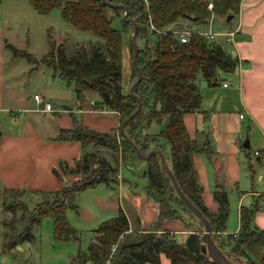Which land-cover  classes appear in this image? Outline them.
Listing matches in <instances>:
<instances>
[{
	"label": "trees",
	"instance_id": "trees-1",
	"mask_svg": "<svg viewBox=\"0 0 264 264\" xmlns=\"http://www.w3.org/2000/svg\"><path fill=\"white\" fill-rule=\"evenodd\" d=\"M107 1L124 5L128 16L137 24V61L142 78L134 89V95L122 91V30L112 26V18L119 17L127 30L131 24L122 20L123 9L111 7L103 0H28L34 10L41 14L59 8L61 17L72 27L90 33L103 42L91 52L80 43L75 53L70 56L64 41L56 44L49 34V50L39 61L51 66L60 78L72 85L78 102L83 101L86 91L96 92L100 99L96 101L95 106L116 113L120 123L136 109L139 99L141 109L125 126L127 136L144 154L150 149H158L164 154L182 191L208 219L211 236L218 247L239 257L252 258L253 250L259 251L264 246V230L252 225L255 209L241 206L238 230L226 234L225 237L221 235L226 231L229 214L227 192L220 184H216L212 192L217 204L216 210L212 211L203 204L202 189L192 158L196 153L209 154L210 149L208 141L191 139L183 123L184 114L200 110L198 80L203 79L209 85H215L221 72L231 74L235 71L238 58L226 50L225 43L218 39L212 40L193 34L188 41L180 42L170 33L153 35L148 27L150 17L158 29H205L210 15L207 9L208 1L213 4L214 15L222 17L225 25L238 15L241 0H147V4L144 0ZM10 47L15 56L24 57L35 66L39 62L27 51L12 45ZM130 47L133 56L132 43ZM132 66L137 77L133 62ZM164 115L167 116L166 124L157 133H146L153 123H161ZM56 139L80 143L82 153L72 167L68 168L63 160L58 161L63 174L71 172L79 177L73 182L65 183L59 190H33V193L46 197L45 201L36 206L29 219L25 220L22 230L10 239V247L31 239L32 224H39L45 217H51L55 237L67 239L74 233L66 217L67 209L77 210L74 196L99 183H114L119 171L116 159L119 151H123L125 165L129 164V157L139 160L119 131H96L85 126L75 116L73 127L62 129ZM89 144L104 147L114 154L115 165L103 156L98 157L97 151L85 150ZM144 162L147 179L145 193L158 205L154 229L147 232H128L127 217L119 208L115 216L102 221L94 229L95 236L89 245L88 257L82 259V263L88 260L93 264L103 262L110 246L120 235L122 237L111 264H157L161 254L170 260V264L210 263L193 253L184 243L177 242L168 232L157 231L164 220H179L185 230H191L196 222L189 220L181 212L185 209L194 215L177 195L159 157L152 155ZM52 171L60 178L55 167ZM2 188L6 196L11 195L15 199V202H7L5 208L12 213L23 209L20 208V197L26 189ZM174 204L178 207L180 205L181 208L178 209ZM194 217L197 218L195 215ZM202 251H205L204 246Z\"/></svg>",
	"mask_w": 264,
	"mask_h": 264
},
{
	"label": "crops",
	"instance_id": "crops-1",
	"mask_svg": "<svg viewBox=\"0 0 264 264\" xmlns=\"http://www.w3.org/2000/svg\"><path fill=\"white\" fill-rule=\"evenodd\" d=\"M18 1L21 0L0 3V187L59 190L69 182L68 176L74 174H63L58 161L63 160L68 168L72 167L81 156L82 147L78 141L57 140L56 137L62 129L73 127V117L78 113L97 108L85 109L82 103L78 105L75 94L70 95L72 87L58 81L62 78L51 66L40 62L41 58L31 54L39 61L35 66L28 61L22 63L21 56L13 54L10 45L16 47L13 44L16 32L12 15ZM224 27L227 28L222 31L233 32L228 45L238 58L236 69L228 74L231 78H219L215 85L198 80L200 110L184 114L183 123L191 139L208 141L210 149L209 154L196 153L192 158L203 204L216 210L212 194L216 184L226 190L229 204L230 191L235 190L238 225L233 231L240 225L241 206L255 209L252 225L264 230V0H241L238 15ZM44 66L50 69L46 71ZM32 72L35 77L46 76L45 86L41 85L39 92L33 94L28 88L35 79L31 77ZM225 81L229 82L227 86H223ZM34 94H40L42 102H50L53 111H43L42 102L33 99ZM72 98L75 99L74 110L64 105ZM55 102L63 106H55ZM105 111L117 116L111 129L119 117ZM240 113H243L242 118ZM245 120L248 121L246 127ZM243 126L248 129L245 135ZM248 137L250 147L244 148L241 141ZM54 167L60 178L53 173ZM140 167L145 176L144 165ZM133 189L132 186L125 189V205L119 200V207L128 220V232L152 231L158 205L145 192ZM157 231L168 232L174 239L178 235L179 243H184L190 232L179 220H164ZM87 257L78 256L73 264H81ZM157 264H170V260L161 254Z\"/></svg>",
	"mask_w": 264,
	"mask_h": 264
},
{
	"label": "rangeland",
	"instance_id": "rangeland-1",
	"mask_svg": "<svg viewBox=\"0 0 264 264\" xmlns=\"http://www.w3.org/2000/svg\"><path fill=\"white\" fill-rule=\"evenodd\" d=\"M16 6L17 10L15 9V14L12 15V17L15 18L13 28L16 32L13 44L18 49L25 50L34 57L42 58L48 52L49 34H51V37L56 44L64 41L66 51L70 56L75 53V49L80 43L84 44L89 52L94 50L97 45L103 44L102 40L92 34L78 31L72 27L61 17L59 8H55L47 14H41L34 10L28 0L18 1ZM233 19L231 21H233ZM212 21V26L216 31H222L227 28L224 27L226 24L224 25L223 18L220 16H214ZM112 26L118 30H122L123 57L121 86L122 91L128 93L136 79L132 66V52L130 47L133 28L131 27L132 25L128 27V30L124 28L119 17L112 18ZM225 49L230 51V45L225 44ZM20 61L27 64V60L24 57H20ZM43 68L46 69V71L50 69L47 66H44ZM32 75H35V73H31V77H34L35 79L28 87L31 88V94L39 92L38 88H40L41 85L45 86L46 84V76H43V74L36 77ZM48 77L50 76L48 75ZM222 77L231 78L228 74L221 72L219 78L221 79ZM58 81H61L64 84L66 83L63 79H58ZM50 84H52V82ZM69 86L72 87L71 84H69ZM71 91L70 95H74L72 88ZM99 99L100 96L96 92L86 91L85 97L81 102L82 108L97 109L84 110L82 114L78 113L76 117L79 118L84 125H88L85 126L96 131H108L111 133L115 131L118 132L120 125L119 118L118 122H115V126L109 129L112 126V122L116 119V115L114 116L111 112L105 111L103 107L95 106V104L93 105V103ZM54 105L59 107L63 106V104L56 102ZM64 105L69 106L74 110L76 108L75 99H69L64 102ZM78 105H80V102H78ZM166 122L167 116L164 115L162 122L157 124L153 123L146 130V133H157ZM247 123L248 121L245 120V127L246 125L248 126ZM245 127L243 135L248 132V129ZM247 139L249 140V137ZM241 142L243 143L244 141ZM85 150L97 151L98 157L103 156L112 165H115L114 154H111L106 148L89 144L85 147ZM116 159H118L117 166L119 171L114 183H99L93 187H88L78 192L74 196V203L77 205V210L69 208L66 211L68 223L74 230V233L67 239H59L55 237L52 219L51 217H45L39 224H32L31 233L33 236L31 239L18 242L10 247L8 245L10 239L22 230L25 225V220L29 219L30 214L35 210L37 205H40L41 203L43 204L46 197L33 193V190L30 192V189L25 188L26 191L23 192L20 197L22 207L19 205L20 208L23 209L12 213L5 208V205L7 202H15V199H13L11 195L6 196L3 188L0 187V264H73L74 258H77L78 256H88L89 245L94 240L95 236L94 229H96L102 221L109 219L118 213L120 208L119 200H121L123 205L126 204L124 194L125 189L132 186L135 191L145 192L144 190L147 184V179L142 175L143 169L140 167V165H145V162L140 159L136 160L129 157V164L125 165L123 164V151L117 153ZM70 173H68V175ZM71 174L74 175L68 176L65 174L70 178V180H68L69 182H73L79 177L78 174ZM67 176L66 178H68ZM230 194L231 203L229 204V214L225 227L226 233L221 234L223 237L228 233H233V230L238 225V205H235V199L238 193L233 190L232 192L230 191ZM174 206L178 209L179 207L181 208L180 205L178 207L174 204ZM183 210L185 213L180 210L183 215L189 220L196 222L194 227L188 231H198L197 226L200 224L198 219L195 218L194 215L192 216L189 214L185 209ZM176 237L178 238V235ZM177 238H175L176 241L179 240ZM224 252H226L227 256L236 264H238V262L243 263L245 259L251 264H260L259 258L262 256L264 257V246L259 251L254 249V255L250 259L244 256L239 257L230 254L227 251Z\"/></svg>",
	"mask_w": 264,
	"mask_h": 264
},
{
	"label": "water",
	"instance_id": "water-1",
	"mask_svg": "<svg viewBox=\"0 0 264 264\" xmlns=\"http://www.w3.org/2000/svg\"><path fill=\"white\" fill-rule=\"evenodd\" d=\"M104 3L108 4L111 7H117L120 9H123L124 13L122 15V20L130 23L133 27L132 35H131V43L133 47V56H132V62L133 65L136 68L137 71V77L135 81L133 82L132 86L130 87V94L134 95V89L139 84L142 78V72L138 65L137 56L139 47L136 42V34H137V24L133 18H130L128 16V10L127 8L122 4H111L107 0H103ZM230 18V16H228ZM141 109V102L138 99V104L136 109L127 117L125 118L119 125V134L128 142V144L133 148L134 152L138 156V158L142 161L148 160L152 155H157L159 157L160 163L162 165L163 170L169 177L174 190L176 191L179 198L182 200V202L185 204V206L197 217L200 224L197 226L198 231H192L189 232L185 238L184 244L188 249H190L193 253L196 255L205 258L206 260L210 261L213 264H236L234 263L218 245L214 241V239L211 236V227L208 219L203 214L200 209H198L191 201L190 199L185 195V193L180 188L176 178L174 177V174L172 173L171 169L169 168V165L164 157V154L158 150V149H150L147 153H142L140 149L137 147V145L127 136L125 133V126L127 123L133 119L137 113ZM242 146L244 148H249V140L245 139L242 143ZM145 173V171H144ZM202 246L205 247V251H202ZM263 264H264V257H263Z\"/></svg>",
	"mask_w": 264,
	"mask_h": 264
},
{
	"label": "built area",
	"instance_id": "built-area-1",
	"mask_svg": "<svg viewBox=\"0 0 264 264\" xmlns=\"http://www.w3.org/2000/svg\"><path fill=\"white\" fill-rule=\"evenodd\" d=\"M144 2H145V4H147V0H144ZM207 9L210 11V15L208 17V22H207L205 29H193V28H189V27L158 29L154 26V24L151 21V18L149 17V22H148L149 31L153 35H157V34L163 35L166 33H170V34L174 35L180 42H186L189 40L191 35L197 34V35L205 36L208 39H212V40L218 39L219 41H221L222 43H225V44L231 43L232 42V35H233L232 31H216L212 26V24H213L212 20H213L215 15H214L213 10H212L213 4L211 1L207 2ZM228 84H229V82H226V81L223 82V86H227ZM33 99H35L36 101H39L40 103L42 102V96L40 94H34ZM42 110L46 111V112H52L53 107H52L50 102L44 101V102H42ZM239 117L242 118L243 113H240ZM255 154H257V151L255 152ZM121 237H122V235H120L118 237V240L110 246L109 252H108V257L103 262L96 263V264H111L113 257L115 256V253L117 251V247H118L119 240ZM82 264H93V263L90 261H85Z\"/></svg>",
	"mask_w": 264,
	"mask_h": 264
},
{
	"label": "flooded vegetation",
	"instance_id": "flooded-vegetation-1",
	"mask_svg": "<svg viewBox=\"0 0 264 264\" xmlns=\"http://www.w3.org/2000/svg\"><path fill=\"white\" fill-rule=\"evenodd\" d=\"M259 261H260V264H263V256L261 257V259ZM238 264H251V263H249L248 260L245 259L243 263L242 262H238Z\"/></svg>",
	"mask_w": 264,
	"mask_h": 264
}]
</instances>
